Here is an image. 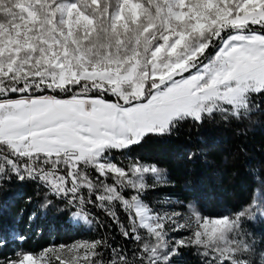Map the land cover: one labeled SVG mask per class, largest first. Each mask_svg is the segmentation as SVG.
<instances>
[{"label":"snow or ice","instance_id":"obj_1","mask_svg":"<svg viewBox=\"0 0 264 264\" xmlns=\"http://www.w3.org/2000/svg\"><path fill=\"white\" fill-rule=\"evenodd\" d=\"M256 96L264 0H0V179L39 181L86 224L95 202L139 248L130 257L105 239L78 241L20 250L6 264H169L189 247L207 264H256L246 223L264 219V184L231 216L193 205L187 216L161 213L143 199L161 170L109 158L186 122L241 120ZM169 229L191 234L170 243Z\"/></svg>","mask_w":264,"mask_h":264},{"label":"trees","instance_id":"obj_2","mask_svg":"<svg viewBox=\"0 0 264 264\" xmlns=\"http://www.w3.org/2000/svg\"><path fill=\"white\" fill-rule=\"evenodd\" d=\"M253 99L257 106L241 120L216 118L203 125L186 122L171 135H150L129 149L113 150L109 158L125 168L139 161L161 170L164 179L155 182L149 178L152 187L143 193L144 201L159 212L168 206L189 215L188 205H193L204 217L231 216L246 207L254 191L264 184V96ZM89 172L96 176L91 169ZM91 199L95 201V196ZM48 200L52 204L42 208ZM78 210L51 195L39 181L21 182L14 175L0 179V264L15 259L20 250L35 253L78 241L105 239L130 257L139 250L137 242L124 238L95 202L84 209L92 221L89 225L73 222L72 213ZM116 212L127 225L123 210L117 207ZM246 227L257 242L253 259L260 264L264 219L249 221ZM188 234L169 229V241L174 243ZM104 256L110 259V248L104 250ZM207 259L196 248H181L169 264H207Z\"/></svg>","mask_w":264,"mask_h":264},{"label":"rangeland","instance_id":"obj_3","mask_svg":"<svg viewBox=\"0 0 264 264\" xmlns=\"http://www.w3.org/2000/svg\"><path fill=\"white\" fill-rule=\"evenodd\" d=\"M210 52H213L214 50L213 49H211V50H209ZM207 55V54H206ZM38 94H41V93H38ZM49 94H52V93H50V92H45V93H43L42 95H49ZM173 210V208H170V207H168V206H166V208H164V209H162V211H161V213H163V212H170V211H172ZM184 216H187V215H184ZM73 222L74 223H77V224H79V223H84L83 221H76V220H74L73 219ZM181 223H183V220H181ZM84 224H86V223H84ZM87 225H89V224H87ZM185 231H189L190 232V230H182L181 232H185ZM191 234V233H190ZM190 234H188V236L190 235ZM177 240H179V239H177ZM57 264H58V262H57Z\"/></svg>","mask_w":264,"mask_h":264}]
</instances>
